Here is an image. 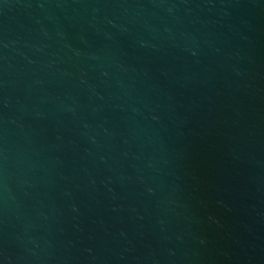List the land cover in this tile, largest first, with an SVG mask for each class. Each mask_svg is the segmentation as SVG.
Masks as SVG:
<instances>
[{
    "label": "water",
    "instance_id": "obj_1",
    "mask_svg": "<svg viewBox=\"0 0 264 264\" xmlns=\"http://www.w3.org/2000/svg\"><path fill=\"white\" fill-rule=\"evenodd\" d=\"M0 264H264V0H0Z\"/></svg>",
    "mask_w": 264,
    "mask_h": 264
}]
</instances>
